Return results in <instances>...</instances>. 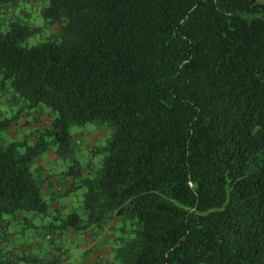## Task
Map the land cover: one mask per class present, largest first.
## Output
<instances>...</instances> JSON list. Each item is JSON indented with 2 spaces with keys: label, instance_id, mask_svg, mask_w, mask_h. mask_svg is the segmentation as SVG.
<instances>
[{
  "label": "trees",
  "instance_id": "1",
  "mask_svg": "<svg viewBox=\"0 0 264 264\" xmlns=\"http://www.w3.org/2000/svg\"><path fill=\"white\" fill-rule=\"evenodd\" d=\"M30 2L0 0V264H77L76 239L264 264V0H48L28 46ZM91 123L111 137L78 146Z\"/></svg>",
  "mask_w": 264,
  "mask_h": 264
},
{
  "label": "rangeland",
  "instance_id": "2",
  "mask_svg": "<svg viewBox=\"0 0 264 264\" xmlns=\"http://www.w3.org/2000/svg\"><path fill=\"white\" fill-rule=\"evenodd\" d=\"M46 5H48V0H31V2L28 4V7L32 13L30 17L31 24H34L37 26H43V29L41 32L29 38V40L27 41L28 46H33L40 41H44L51 34V32H53L52 30L56 28V26L53 27L54 29H52V26L46 27V20L42 14V9ZM2 99L6 100V97H2ZM47 119H48L47 116L43 117L44 122L48 121ZM43 121L40 122L38 126L44 125ZM24 122L25 121H22V125H23L22 127L25 130H27L28 129L27 125L24 124ZM72 132H73L75 140L76 141L80 140L82 143L81 145L79 144L78 146L84 145L85 142H87L86 147L97 145L98 143L100 145H104L107 143L108 138L111 137V131L107 126L96 124V123L88 124L85 127H73ZM23 135H24L23 132L21 134L19 133L18 137H22ZM83 153L86 155V151H84ZM48 157L49 156H47V158ZM48 160L51 161L52 163H55L53 160H51V158H48ZM77 241L78 239H76V242ZM96 241L97 240L89 239L88 241L83 242V244L81 245V248H78L77 250L74 247L76 242L75 244L69 243L68 247L70 248V250H72L70 254L73 260L74 259L78 260L80 264H92L90 260L91 254L85 253V251H88L92 247H95V245H98L99 242L96 243ZM107 250H108L107 247L101 249L100 251L96 250L97 252L95 254L98 255V258H100L103 255H107L108 253Z\"/></svg>",
  "mask_w": 264,
  "mask_h": 264
},
{
  "label": "crops",
  "instance_id": "3",
  "mask_svg": "<svg viewBox=\"0 0 264 264\" xmlns=\"http://www.w3.org/2000/svg\"><path fill=\"white\" fill-rule=\"evenodd\" d=\"M48 158H50V157H48ZM48 158L44 159V161L48 162ZM42 161H43V160H42ZM18 247H20V246H18ZM74 247L77 248V245H75ZM77 249H78V248H77ZM49 256H51V255L49 254ZM91 257H92V256H91ZM70 261H73V262H74V261H77L76 263L79 264V261L76 260V259L73 260L72 257L68 258L66 262H70Z\"/></svg>",
  "mask_w": 264,
  "mask_h": 264
}]
</instances>
